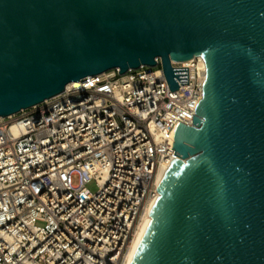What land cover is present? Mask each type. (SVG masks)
<instances>
[{"label":"water","instance_id":"water-1","mask_svg":"<svg viewBox=\"0 0 264 264\" xmlns=\"http://www.w3.org/2000/svg\"><path fill=\"white\" fill-rule=\"evenodd\" d=\"M193 57L202 96L130 264H264V0H0V117L156 59L175 90Z\"/></svg>","mask_w":264,"mask_h":264},{"label":"built area","instance_id":"built-area-1","mask_svg":"<svg viewBox=\"0 0 264 264\" xmlns=\"http://www.w3.org/2000/svg\"><path fill=\"white\" fill-rule=\"evenodd\" d=\"M155 62L87 76L0 117V264H129L158 169L177 158L175 129L192 124L205 79L200 57L171 62L187 67V83L170 90Z\"/></svg>","mask_w":264,"mask_h":264},{"label":"bare ground","instance_id":"bare-ground-1","mask_svg":"<svg viewBox=\"0 0 264 264\" xmlns=\"http://www.w3.org/2000/svg\"><path fill=\"white\" fill-rule=\"evenodd\" d=\"M90 78V77H88ZM80 84V81L78 82H75V83H72L70 85H67L65 86V89H71V88H76L78 87ZM167 165H162L159 167L158 169V172H157V175H156V183L159 184V182L161 181V179L163 178L165 172H166V169H167ZM152 206H153V201L147 206L146 208V214L144 215V217L142 218L138 228H137V231L135 232L131 242H130V245H129V249H128V253H127V261L128 263L130 264L131 263V259L134 255V252L136 250V248L138 247L149 223H150V211L152 209Z\"/></svg>","mask_w":264,"mask_h":264},{"label":"rangeland","instance_id":"rangeland-1","mask_svg":"<svg viewBox=\"0 0 264 264\" xmlns=\"http://www.w3.org/2000/svg\"><path fill=\"white\" fill-rule=\"evenodd\" d=\"M72 183H73V184H76V183H77V179H76V177H73V178H72ZM86 188H87L90 192H95V191H96V186H95V184H94L93 181L88 182V183L86 184ZM38 225H39V224H38Z\"/></svg>","mask_w":264,"mask_h":264}]
</instances>
